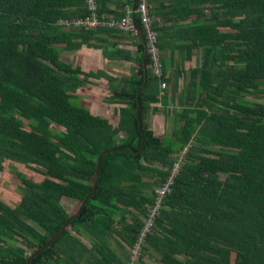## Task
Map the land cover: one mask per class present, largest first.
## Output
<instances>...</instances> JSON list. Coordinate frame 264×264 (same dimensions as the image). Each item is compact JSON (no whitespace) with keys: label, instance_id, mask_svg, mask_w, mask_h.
Listing matches in <instances>:
<instances>
[{"label":"trees","instance_id":"trees-1","mask_svg":"<svg viewBox=\"0 0 264 264\" xmlns=\"http://www.w3.org/2000/svg\"><path fill=\"white\" fill-rule=\"evenodd\" d=\"M86 1L0 0V172L8 160L42 176L16 174L19 204L0 203L7 228L0 264H26L64 225L30 264H125L177 160L137 264L144 256L156 264H230L232 256L234 264H263L264 0H148L160 73L144 56L134 13L139 68L128 78L107 77L114 96L106 101L126 105L115 127L76 102L74 93L95 73L63 62V52L99 48L98 34L119 32L66 29L61 21L88 14ZM95 2L98 19L109 22L139 0ZM158 16L172 25L159 27ZM174 40L187 43L175 47L186 58L192 49L201 54L178 95L172 88L175 125L161 139L144 112L147 104L169 105L167 92L160 96L162 53ZM62 199L77 210L67 213Z\"/></svg>","mask_w":264,"mask_h":264},{"label":"crops","instance_id":"crops-1","mask_svg":"<svg viewBox=\"0 0 264 264\" xmlns=\"http://www.w3.org/2000/svg\"><path fill=\"white\" fill-rule=\"evenodd\" d=\"M157 1L159 2L160 0ZM161 10H159V12H161ZM152 19L154 20L155 17H152ZM191 19L193 20L194 16H191L189 20L192 21ZM156 20L158 21L159 27L169 28L172 25L171 22H168L166 17L158 16L156 17ZM108 29L111 28L108 27ZM97 37L101 41L98 43L100 44L99 48H88L85 45H83L79 50L75 52H63L65 54H68L66 56L67 60L63 62L71 64L72 68L78 66L84 74L95 73L94 76H90L87 79L88 81L84 86L78 88L74 93L75 96H77L76 102L80 106L88 109L92 115L108 120L109 124L115 127L118 122L119 110L120 108H124L126 105L121 103L120 104L116 103L114 100H113L114 102L111 103L106 101V99H109L110 97L114 96L113 95L114 92L109 90V82L107 81V77H111L114 79L128 78L135 70L139 68V65L136 61L137 53H138L137 52L138 41H136L135 36H132L131 34L122 31L115 32L113 34L102 33V34H98ZM182 44H187V43L185 42L181 43L178 40H174L167 45V49H165L164 52L162 53V58L163 61L165 62V78L167 79V82L165 83L166 86L165 92H167L168 95L169 105L165 106L161 101L157 103L147 104L146 110L144 112L145 124L147 125L148 129H150L154 133V135L159 138H163L162 134L165 133V129H169L170 135L167 137H171L172 128L175 125L173 119H171V127H170V121L166 120L170 117H173L172 114L170 113L172 109V106L170 105V99L174 98L172 93V88L174 87L175 89L177 88V95H178L179 89H181L184 83L189 80V75H187L186 72L188 70L195 68L200 61L201 51L199 49H192L191 51H189L188 53L189 56L188 58H186V51L183 52L178 48H175L177 45H182ZM101 47H103L104 50L103 52L102 49H100ZM191 61H196V62L192 67L188 68L187 65ZM153 75L155 74L153 73ZM82 77L83 76H81V78ZM113 84L116 85V83ZM99 88H102V92H101L102 96L100 100L96 102L95 105L94 103L91 104L90 103L91 101H89V99L96 98V96L98 95L96 91ZM86 93L89 94V97L85 96ZM163 93L164 90L160 88V96H162ZM90 94L93 95L91 96ZM138 108L136 111V118H137V113H139ZM159 124L162 125L161 134H159L157 130V128H159ZM182 152H185V150ZM182 152L178 154V156L177 155L176 156L179 158L180 156H182ZM8 162H9L8 160L4 161L3 170L2 172H0V178L2 179L1 182L2 186H0V203H3L7 207L13 209L19 204L20 196L19 199H15V198L12 199V201L14 202L12 205L10 201H8L7 195L10 192L14 193V189L16 187H19L20 184L18 183L16 187L11 185V190H10V186L8 185V177L6 175H2L4 172L5 165L7 166V169L10 167ZM15 191L18 193L17 190ZM71 213L72 212L70 211L69 214ZM6 230H7L6 227L0 226V240H1L0 247L2 248L3 246H5V243H7V240L3 238V234L6 232ZM70 233L73 236L76 235L74 231H70ZM77 237H79L84 244L89 243V240L85 236L82 235L80 237L77 235ZM127 258H128V253H127ZM230 264H234V256H232V258L230 259Z\"/></svg>","mask_w":264,"mask_h":264},{"label":"built area","instance_id":"built-area-1","mask_svg":"<svg viewBox=\"0 0 264 264\" xmlns=\"http://www.w3.org/2000/svg\"><path fill=\"white\" fill-rule=\"evenodd\" d=\"M149 6L150 4L148 3V0H139L137 8H134V10L126 9L125 16L120 20L102 22L98 19L96 13L95 0H87L86 8L88 14L84 18L70 19V21L64 20L60 23H63L68 27H70V24L72 23L73 27H81L84 30H92L100 26H107L109 28H114L116 30L129 33L132 36H137V31L134 27L132 17L134 13H137V15L139 16L140 24L144 31L143 38L145 41V51L150 59V66L152 68L153 73L158 76L160 73L161 63L159 58V50L157 47L156 34L152 30V17L150 16ZM160 88L163 90L165 88V83H161ZM178 165L179 160H177L176 163L173 164L170 177L163 183L162 186H160L156 190L155 201L148 212V218L144 222V225L140 230V233L138 234L133 245L127 248L128 259L125 264H137L140 258L141 247L144 244L145 236L147 233L150 232V229L153 226L154 217L158 214V207L162 204L165 196L170 192L173 183V178L176 172L178 171Z\"/></svg>","mask_w":264,"mask_h":264},{"label":"rangeland","instance_id":"rangeland-1","mask_svg":"<svg viewBox=\"0 0 264 264\" xmlns=\"http://www.w3.org/2000/svg\"><path fill=\"white\" fill-rule=\"evenodd\" d=\"M69 28H70V27H67L66 29H69ZM67 55H68V54L62 53V57H63V60H64V61L67 60V58H66ZM64 57H65V58H64ZM195 62H196V61H191V62H189L188 65H187V67H188V68L192 67V66L195 64ZM186 74L189 75V70L186 72ZM93 89H94V88H93ZM95 89H96V88H95ZM165 89H166V86H165V88L163 89L164 92H165ZM101 92H102V88L97 89L96 93H98V95L96 96V98L89 99V101H91V102H90L91 104L94 103V105H95L96 102L100 100V98H101V96H102ZM90 95L92 96L93 94H90ZM85 96H86V97H87V96L89 97V94L86 93ZM247 98H248V99H251L250 97H247ZM258 101H260V102H264V97L258 99ZM168 119H169V120H168ZM168 119H166V120H167V121H170V127H171V119H173V117H170V118H168ZM173 120H174V119H173ZM52 127H53V126H52ZM53 128H55V127H53ZM25 129L28 130L27 127H26ZM56 129L61 130V128H57V127H56ZM157 130H158V133H159V134L162 133V125H161V124H159V128H157ZM170 130H171V128H170ZM162 135H163V138H161V139H164L165 137L169 136V135H170L169 129H165V133H163ZM183 154H184V152H182V155H183ZM8 164H10L11 166L7 169V166L5 165V167H4V172H3L2 175H6V176L8 177V185L10 186V190H11V185L14 186V187H16L18 183L21 184V181L19 180V178H18L17 175H16V174H18V173L23 172L25 175L31 177V179H33V180L36 181V182H38L39 180L42 179V176L39 175L38 172H36L35 170H31V169L25 168V167H23V166L21 167L20 165L14 164L13 162H8ZM12 166H15V170H13V167H12ZM2 175H1V176H2ZM1 182H2V179L0 178V186H2ZM15 190H17L19 194H18ZM21 192H22L21 186L16 187V188L14 189V193H15V194L12 193V192H10V193L7 195V197H8V201H10V203L13 205L14 202L12 201V199H13V198H15V199H19V196H20V198H21V196H22V193H21ZM13 194H14V195H13ZM11 195H13V196H11ZM60 203H61L62 207L66 210L67 213H70V211H71V212H75V211L77 210V204H76V202H73V201H71V200L62 199V200L60 201ZM127 250H128V249H127ZM143 262H144V264H156V260L154 259V257H148V256H144V257H143Z\"/></svg>","mask_w":264,"mask_h":264},{"label":"water","instance_id":"water-1","mask_svg":"<svg viewBox=\"0 0 264 264\" xmlns=\"http://www.w3.org/2000/svg\"><path fill=\"white\" fill-rule=\"evenodd\" d=\"M132 10H134V8H133ZM140 37H141V40H142L143 45H144V47H145V41H144V38H143L142 33H140ZM145 55H146V51L144 52V56H145ZM137 117H138V113H137ZM105 153H107V152H105ZM100 158H101V155L98 157V163H99V161H100ZM96 173H97V171H96ZM94 190H95V184H94L93 189H92V192L89 194V196L93 194ZM89 196H88V197H89ZM88 197H86V199L84 200V202L88 199ZM65 227H66V225H64V226L61 228V230L58 232V234H56L55 236H53L52 238H50V239L48 240V242H46V244H45L42 248H40V249H38L37 251H35V252H34V253H33V254L27 259L26 264H30L31 259H32L34 256H36L37 254H39L41 251L45 250V249L50 245V243H51L54 239H56L57 237H59L60 235H62V233H63L64 230H65Z\"/></svg>","mask_w":264,"mask_h":264},{"label":"bare ground","instance_id":"bare-ground-1","mask_svg":"<svg viewBox=\"0 0 264 264\" xmlns=\"http://www.w3.org/2000/svg\"><path fill=\"white\" fill-rule=\"evenodd\" d=\"M96 7H97V6H96ZM149 8H150V7H149ZM127 9H128V8H127ZM133 18H134V17H133ZM133 22H134V20H133ZM136 27H137V26H136ZM139 32H140V31H139ZM139 32H138V33H139ZM138 35H139V34H138ZM156 76H157V75H156ZM160 77H161V76H160ZM158 78H159V77H158ZM163 94H164V93H163Z\"/></svg>","mask_w":264,"mask_h":264}]
</instances>
